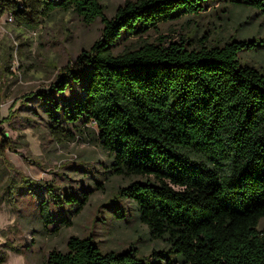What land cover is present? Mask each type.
Returning a JSON list of instances; mask_svg holds the SVG:
<instances>
[{
    "label": "trees",
    "instance_id": "16d2710c",
    "mask_svg": "<svg viewBox=\"0 0 264 264\" xmlns=\"http://www.w3.org/2000/svg\"><path fill=\"white\" fill-rule=\"evenodd\" d=\"M217 1L264 14V0L128 1L111 19L102 0H0V18L11 15L32 30L57 11L72 10L88 24L100 19L101 39L62 69L47 91L35 94L53 140L96 136L114 174L145 179L119 188V197L136 204L151 236L167 242L181 264H264V74L240 60L244 50L260 53L262 40L141 41ZM74 87L82 89L81 97ZM8 151L20 154L2 132L0 160L8 162ZM29 184L33 197L41 186ZM44 189L42 223L56 236L70 225L58 211L75 208L79 214L88 193ZM67 248L51 252L47 263L150 264L134 250L102 253L91 238L72 237Z\"/></svg>",
    "mask_w": 264,
    "mask_h": 264
},
{
    "label": "rangeland",
    "instance_id": "374dc122",
    "mask_svg": "<svg viewBox=\"0 0 264 264\" xmlns=\"http://www.w3.org/2000/svg\"><path fill=\"white\" fill-rule=\"evenodd\" d=\"M137 0H102L106 17L111 19L126 2ZM103 24L86 23L76 12L57 11L38 29L17 24L5 14L0 18V133L14 142L15 152H7L8 162L0 160V264H48V256L66 253L72 237L91 238L102 253L134 250L150 264H181L170 253L167 242L154 239L147 225L139 219L136 204L120 199L118 189L142 178L117 176L112 172V158L97 142L96 136H77L74 141L59 144L53 140L40 102L35 94L47 91L60 77L62 69L73 64L78 55L101 39ZM166 43L182 38L191 43L222 45L230 39H253L262 42L260 53L244 50L243 64L264 74V14L255 9L238 8L227 2L210 4L199 16L170 21L143 40ZM139 41H133L138 45ZM130 42L121 43L119 52ZM76 97L82 89L74 87ZM29 180L35 186L29 194ZM16 192L10 196V186ZM54 186L63 196L80 197L88 193L82 211L61 209L70 225L53 236L44 228L39 203L48 199L44 186ZM124 211L121 218L115 213ZM57 212H54V214ZM264 228L261 222L260 229ZM12 246L14 250L9 247ZM176 261V262H175Z\"/></svg>",
    "mask_w": 264,
    "mask_h": 264
}]
</instances>
